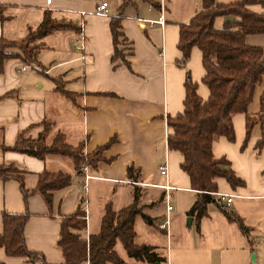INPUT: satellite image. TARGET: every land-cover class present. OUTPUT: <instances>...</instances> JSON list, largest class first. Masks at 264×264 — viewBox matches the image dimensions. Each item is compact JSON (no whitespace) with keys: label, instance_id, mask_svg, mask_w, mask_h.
I'll return each instance as SVG.
<instances>
[{"label":"crops","instance_id":"obj_1","mask_svg":"<svg viewBox=\"0 0 264 264\" xmlns=\"http://www.w3.org/2000/svg\"><path fill=\"white\" fill-rule=\"evenodd\" d=\"M90 1L0 0V39L22 41L41 22L45 11L72 26L35 40L38 48L34 63L24 61L16 47L5 49L12 55L4 59L0 72V165L7 167L5 173L10 177L0 178V233L3 212L26 214L22 228L26 249L41 255L45 264H64L57 244L61 219L75 210L83 212L84 226L74 232L87 241L99 230L104 205L110 203L116 211L131 204L133 189L137 188L138 205L154 225H147L137 215L133 242L153 246L165 258L160 264H264V238L255 242L264 235V146L255 149L258 124L250 127L242 146L245 115L254 116L259 110L264 76L254 87L246 111L230 114L233 141L213 135L210 145L213 158L227 160L243 182L231 187L224 178H215L216 194L231 196L228 204L220 200L223 209L240 218L247 234L214 203L206 204V214L200 219L188 217L195 191L179 167L182 155L166 147L171 129L165 117L182 112L186 71L202 102L208 97L201 81L204 69L198 48H190L184 67L177 65L181 57L176 47L178 24L200 8V0H158L155 10L146 6L147 2L132 0L121 12V0ZM100 1L107 3L105 15L94 12ZM173 1L178 5L176 11L168 9ZM136 2H141L140 7ZM246 7L264 11L258 4ZM117 15L119 39L124 43L119 46L125 52L130 46L131 53L125 57L130 69L119 59L110 61L113 47L109 21ZM225 19L230 17L216 18L214 24L220 26ZM147 20L154 22L149 24ZM80 22L83 42L79 51ZM244 42L264 47V34H247ZM80 54L90 61L83 62ZM22 65L27 68L22 70ZM57 84L69 95L57 90ZM41 134L44 144L61 134L69 146L82 144L83 154L103 146L97 161L87 165L90 176L83 180V163L75 168L66 156L47 154L40 159L9 149L18 136L35 139ZM128 166L137 172L135 182L126 177ZM159 166H165L164 174L158 172ZM44 171L70 175L68 185L50 192L49 204L35 191ZM17 177L26 191L25 198ZM165 185L170 186L168 212ZM165 219L167 223L160 227ZM114 250L121 264H146L127 257L119 241ZM0 263L31 264L24 257L7 255L2 247Z\"/></svg>","mask_w":264,"mask_h":264},{"label":"trees","instance_id":"obj_2","mask_svg":"<svg viewBox=\"0 0 264 264\" xmlns=\"http://www.w3.org/2000/svg\"><path fill=\"white\" fill-rule=\"evenodd\" d=\"M154 7L152 0H141ZM132 0H121L118 10L121 12ZM258 4L264 10V0H236L233 2H218L216 0H200V8L186 21L178 24V40L176 47L181 53L177 65L184 67L192 46L198 48L201 53V64L204 74L202 83L208 89V97L205 101L196 94V84L191 81L188 72H185L183 109L174 116H166L165 124L171 129L166 136V147L169 150L178 151L182 155L179 164L180 169L188 176L190 189L195 191V198L187 210L188 217L194 215L195 220L206 214V204L214 203L226 215L229 221H234L243 234L248 229L242 224L240 218L226 212L216 195L215 178L222 177L231 186L242 185L243 182L234 175L229 162L224 158H213L210 145L213 135L224 136L228 141H233L234 133L230 120V114L245 112L246 106L252 98L256 84L264 76V47L247 45L244 36L247 34H264V11L255 12L248 9L247 5ZM219 17L225 19L220 26L214 21ZM120 15L114 16L109 21V30L112 41V55L110 61L119 59L128 69L130 46L120 47L123 39L119 40ZM72 27L69 23L57 21L50 17L48 11L43 13L41 22L34 30L28 31L23 41L14 43L0 39V72L4 59L12 54L6 53L7 47H16L26 57V62H35L34 54L38 48L35 40L40 39L57 29ZM213 57V59H211ZM57 90L69 95L61 89ZM259 126V138L255 143V149L264 146V89L259 96V110L256 115H245V145L250 127ZM103 147V146H102ZM97 148L91 154H83L82 144L69 146L64 142L63 136L57 134L50 144H44L42 134L35 139L21 138L18 136L15 143L9 149L42 159L47 154L66 156L71 159L75 168L80 163L93 165L99 158ZM8 149V148H7ZM7 167L0 165V178L10 177L5 171ZM126 177L135 182L137 172H133L132 166L126 169ZM20 190L23 197L26 191L23 189L20 177ZM70 175L63 172L44 171L38 179L35 191L42 194L46 204L50 202V192L68 185ZM139 192L133 189L132 203L116 211L110 203L104 205V212L100 220L99 230L90 234L87 241L79 238L74 232L83 227V212L75 210L64 216L59 225V238L57 244L61 249L64 264H76L87 261L88 264H121L122 260L114 250L116 241L122 244L127 257L134 261L146 264H160L165 258L159 256L153 246L133 242L134 218L138 215L147 225H154L153 220L142 212L138 205ZM25 200V199H24ZM26 214H13L3 212L2 232L0 233V247L7 255L21 256L31 264H45L42 256L26 249L23 240L22 228L26 220ZM2 264V263H0Z\"/></svg>","mask_w":264,"mask_h":264},{"label":"built area","instance_id":"obj_3","mask_svg":"<svg viewBox=\"0 0 264 264\" xmlns=\"http://www.w3.org/2000/svg\"><path fill=\"white\" fill-rule=\"evenodd\" d=\"M46 2H49V0H46ZM106 7H107V3L105 2V1H100L96 6H95V8H94V12L96 13V14H107V9H106ZM162 7L160 6V9H161ZM84 14V12L83 11H81L80 12V15H83ZM147 23H149V24H152L154 21H151V20H147L146 21ZM158 23H162V21H159ZM81 25H82V22H80L79 23V38H78V45H77V47H76V49H78L79 51L82 49V42H83V38H82V33H81ZM80 59L83 61V62H88V61H90V59H88V58H86V56L84 55V54H80ZM27 68V66L26 65H22L21 66V69L22 70H24V69H26ZM165 166H159L158 167V172L160 173V174H164L165 173ZM80 171L82 172V178H83V180H86L90 175L87 173V165H85V164H83L81 167H80ZM84 184H82V190H84ZM163 189H164V200H165V209H166V212H168L169 210H170V205H169V203H168V198H169V195H168V190L170 189V186H168V185H165L164 187H163ZM218 197H219V199L221 200V201H223L224 203H226V204H228V203H230V201H231V196L230 195H218V194H216ZM84 218V217H83ZM167 223V219H165V221H164V223L163 224H161L160 225V227H163L164 226V224H166Z\"/></svg>","mask_w":264,"mask_h":264},{"label":"rangeland","instance_id":"obj_4","mask_svg":"<svg viewBox=\"0 0 264 264\" xmlns=\"http://www.w3.org/2000/svg\"><path fill=\"white\" fill-rule=\"evenodd\" d=\"M109 1V3H112V1L113 0H108ZM154 3L155 2H157L158 0H152ZM89 2L91 3V1L89 0ZM106 2V1H105ZM138 5L139 4H141V2H136ZM149 4V3H148ZM143 5H145V4H143ZM146 6H149L150 8L152 7V8H154V10L156 9L153 5H151V4H149V5H146ZM139 7H140V5H139ZM160 7V6H159ZM168 9H170L171 11H176L177 9H178V5L173 1L172 2V4L171 5H168ZM24 40V39H23ZM22 40V41H23ZM120 40V39H119ZM13 42V41H12ZM14 43H18V42H14ZM18 52H20V54H21V56H23L24 58H26L24 55H23V53H22V50L20 51L19 49H18ZM262 238H264V235H259V238H255V242H257V241H260L261 242V239ZM252 254H254V252L252 253ZM253 256V255H252ZM250 259H252L251 258V256H250Z\"/></svg>","mask_w":264,"mask_h":264}]
</instances>
